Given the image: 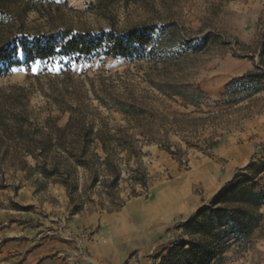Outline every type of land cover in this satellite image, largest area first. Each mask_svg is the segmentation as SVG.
Instances as JSON below:
<instances>
[{
	"label": "rangeland",
	"instance_id": "374dc122",
	"mask_svg": "<svg viewBox=\"0 0 264 264\" xmlns=\"http://www.w3.org/2000/svg\"><path fill=\"white\" fill-rule=\"evenodd\" d=\"M53 3L51 20L41 8L29 13L23 26L0 21V47L18 35L65 28L122 32L169 24L171 44L166 50L173 53L161 62L102 55L70 61L57 56L0 72V92L23 88L21 103L31 131L55 133L67 122L71 108L95 129H110L112 134L121 130L139 152L129 157L118 142L109 146L121 171L115 194L124 203L116 211L110 212L111 201L99 183L87 190V170L72 168V184H77L83 202L72 214L65 187L43 178L36 160L19 142L0 139V264H40L58 258L65 264H158L169 243L182 236V231L172 229L174 224L207 205L238 169L264 160V81L249 93L235 95L232 102H223L229 100L223 93L230 80L250 71L264 73V0L117 3L106 10L94 0ZM207 36V43L200 41ZM18 58L23 59L21 50ZM197 87L207 95L197 106L176 94L196 96ZM114 99L131 102L146 113L138 122L127 119L102 103ZM93 148L105 157L99 146ZM91 161L98 166L96 158ZM137 167L145 171L149 188L130 196L129 171ZM102 169L99 180L107 178ZM260 179L264 187V172ZM178 180L185 181L196 202L187 213L165 221L147 218L144 225L142 214L129 213L131 228L117 218L138 201L152 205L164 187ZM135 189L141 191L139 186ZM94 256L106 257L96 262L90 259ZM209 264H264V220L249 240L232 244Z\"/></svg>",
	"mask_w": 264,
	"mask_h": 264
},
{
	"label": "trees",
	"instance_id": "16d2710c",
	"mask_svg": "<svg viewBox=\"0 0 264 264\" xmlns=\"http://www.w3.org/2000/svg\"><path fill=\"white\" fill-rule=\"evenodd\" d=\"M54 0H0V21H13L23 26L24 18L31 12L46 13L51 20L55 10ZM95 5L105 9L121 3L128 5L146 4L154 1L162 3L175 0H94ZM231 2L233 0H219ZM172 25H142L131 27L122 32L116 29L110 31L75 32L67 28L59 32L38 33L33 36L18 35L8 40L0 47V72L20 65H31L37 60L49 61L54 57L75 61H89L94 56L120 57L131 60L161 62L169 59L170 51L166 48L171 44L169 33ZM260 54L264 56V28L261 34ZM197 40L193 39L191 42ZM210 38L200 41L207 43ZM203 45V44H202ZM21 50L23 59L18 58ZM264 81V73L250 71L230 80L224 87L223 96H228L229 103L235 95L249 93L252 86ZM22 87H11L9 92H0V139L19 142L26 155L36 160L37 172L46 179H55L62 184L70 202L72 214L81 210L82 200L77 194V184H72L71 169L80 166L89 174L87 190H92L97 183L102 186L108 201H111V211L122 207L123 203L115 194L121 171L114 164V156L110 145L118 142L128 153V156L139 155L130 137L121 130L112 134L110 129H95L87 117L77 114L74 109H67L70 116L61 128H55V133H46L40 129L31 131L28 116L21 103ZM197 95L189 98L188 103L199 105L200 99L206 93L199 87ZM237 100V99H236ZM107 108H115L127 119L135 122L141 120L146 111L137 108L131 102L113 100L112 103L102 102ZM120 136H117V135ZM93 146H99L105 154L102 159L94 152ZM96 158L98 166L91 159ZM96 164V163H95ZM107 173L99 180L100 170ZM128 176L132 189L130 196H140L149 188L145 171L137 167L130 169ZM264 172V160L252 163L247 168L238 169L231 180L222 186L212 200L195 213L188 215L173 226V230L182 231V236L173 239L167 248V254L158 264H209L223 254L232 244L249 240L254 231L260 228L264 220L261 209L264 207V187L260 186V177ZM139 186L141 191H136Z\"/></svg>",
	"mask_w": 264,
	"mask_h": 264
},
{
	"label": "bare ground",
	"instance_id": "6f19581e",
	"mask_svg": "<svg viewBox=\"0 0 264 264\" xmlns=\"http://www.w3.org/2000/svg\"><path fill=\"white\" fill-rule=\"evenodd\" d=\"M207 187L210 189L212 185L209 184ZM155 200L157 201L152 205H144V203L138 201L129 206L128 210L117 218L124 219L125 225L131 228L132 225L128 224L130 220L124 218L125 213L142 214V225H144L147 218L160 217L165 221L187 213L195 206V200L190 196L185 181L179 180L164 187V192Z\"/></svg>",
	"mask_w": 264,
	"mask_h": 264
},
{
	"label": "crops",
	"instance_id": "0c3cea01",
	"mask_svg": "<svg viewBox=\"0 0 264 264\" xmlns=\"http://www.w3.org/2000/svg\"><path fill=\"white\" fill-rule=\"evenodd\" d=\"M195 204H196V202H195ZM125 216L127 218L128 215L125 213ZM127 220L128 221L131 220L130 217L127 218ZM31 256L34 257L33 255H31ZM31 256L28 258V261H30L29 263H31V261H33V258L31 259ZM112 256H114V255H112ZM112 256H107V257L111 258ZM103 257H106V256H94V257H90V259L93 260V261H96V262H98V261L102 262V258ZM34 264H36V261L34 262ZM40 264H65V261H63L61 258H58V259H47L46 261H42Z\"/></svg>",
	"mask_w": 264,
	"mask_h": 264
}]
</instances>
